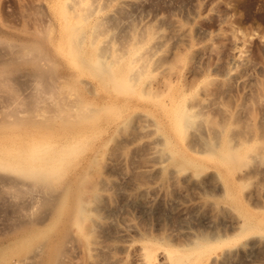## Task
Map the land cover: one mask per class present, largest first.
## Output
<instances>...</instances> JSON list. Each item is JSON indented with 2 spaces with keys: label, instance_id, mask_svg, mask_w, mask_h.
<instances>
[{
  "label": "rangeland",
  "instance_id": "rangeland-1",
  "mask_svg": "<svg viewBox=\"0 0 264 264\" xmlns=\"http://www.w3.org/2000/svg\"><path fill=\"white\" fill-rule=\"evenodd\" d=\"M22 47L47 65L0 81V264H164L214 235L187 264H264V0H0V68Z\"/></svg>",
  "mask_w": 264,
  "mask_h": 264
},
{
  "label": "bare ground",
  "instance_id": "bare-ground-1",
  "mask_svg": "<svg viewBox=\"0 0 264 264\" xmlns=\"http://www.w3.org/2000/svg\"><path fill=\"white\" fill-rule=\"evenodd\" d=\"M82 22V21H81ZM73 26V25H72ZM71 26V27H72ZM78 26V25H77ZM71 27L69 28V30L68 31H70V29H71ZM78 29L76 28V25H75V27H73V29L70 31V42H71V44H72V48L69 50V53H70V55L72 54L74 57L76 56L77 58H78V56H79V58H82V57H80V53H81V48H80V45L81 44H83V43H81V41L82 40H84L83 39V37H82V40H81V36H78L77 35V33L76 32H78L77 31ZM69 34V33H68ZM84 35V34H83ZM69 38V37H68ZM93 39V38H92ZM92 42H93V40H91ZM82 46V45H81ZM99 48V47H98ZM31 49V48H30ZM29 52V49L28 48H25V47H22V49L19 51V57H14L15 59L14 60H12V59H10V60H8L7 62H8V66L7 67H4V68H0V81L2 82L1 83V85H2V87H4L5 88V90H7V91H9L10 92V90H13L14 89V86L15 85H13V84H10L9 83V80L10 79H12L11 78V76H12V72L15 70V69H17L15 66L17 65L18 66V61H20L21 59V62L22 63H25V64H31L32 66H33V68H35V73H36V75H38L37 76V78L39 77V79H42L43 77L42 76H40V75H42L43 73H44V71H45V68H46V66L45 65H47L45 62L47 61V60H45L47 57H46V55H44L43 54V56L41 55V54H38V55H36V56H32L31 58H27L26 57V54H28V52ZM102 51V50H101ZM65 54V53H64ZM147 54V53H146ZM69 55V56H70ZM134 58H132V60H131V62H132V64L131 65H129L130 66V68L129 67H127V69H125L124 70V72H129V74H130V77H133V78H137V77H139V74H140V72L142 71V73H144V70L143 69H146L145 68V63H146V65H147V62H148V60L147 59H145L144 58V56L145 57H147L146 55H142L141 53H139V52H137V50L134 52ZM15 56V55H14ZM72 57V56H71ZM102 57V56H101ZM74 59V58H73ZM144 59L145 60H147V61H144ZM84 60V59H83ZM86 60V59H85ZM45 61V62H44ZM101 61V59H100V57H98L97 56V58H94V59H92L91 60V62L94 64V66H95V63H97L98 62V64H99V62ZM112 61V60H111ZM117 61V60H116ZM115 61V62H116ZM45 64H44V63ZM81 62H83V61H81ZM87 62V61H86ZM85 63V62H84ZM112 62H110V63H107V64H103V65H101L100 67H102V70L104 71V76H105V78L104 77H102V78H104V79H109L112 83H115L116 82V84H118V76L116 75V72L111 68L112 67V65L113 64H111ZM2 64H4V63H1V65ZM89 64V63H88ZM83 65H85V64H83ZM3 66V65H2ZM87 66V65H86ZM93 66V67H94ZM15 67V68H14ZM96 67V66H95ZM101 70V71H102ZM17 71V70H16ZM47 71V70H46ZM15 72V71H14ZM17 73V72H16ZM35 73H33L34 74V76H36L35 75ZM141 73V74H142ZM45 74V73H44ZM43 74V75H44ZM98 75L100 76V75H102L103 76V74L101 73V74H99L98 73ZM52 76V75H51ZM50 76V77H51ZM41 77V78H40ZM50 77H49V80L47 79V81H49V83L48 84H46L45 82H43L42 83V85H44V84H46V87L48 88V89H53V85H54V87H55V84H53V76H52V83H51V80H50ZM100 78H101V76H100ZM14 80V79H13ZM13 80H11V81H13ZM16 80V79H15ZM15 82V81H14ZM104 82V81H103ZM53 84V85H52ZM148 84V83H147ZM11 85H13V87L11 86ZM43 88L45 87V85L44 86H42ZM3 88V89H4ZM43 88H41L42 90H43ZM16 90V89H15ZM41 90V91H42ZM45 90H46V88H45ZM44 91V90H43ZM13 93V92H12ZM13 95V94H12ZM16 94H14L13 95V97L15 96ZM16 98V97H15ZM17 98H19V96H17ZM20 99V98H19ZM14 100H16V99H14ZM18 101V103H19V100H17ZM16 101V102H17ZM21 102V101H20ZM15 107H17V106H15ZM16 110V109H15ZM18 110V109H17ZM16 110V111H17ZM12 112V111H11ZM13 113H15V112H13ZM196 117H198L197 116V113L196 112H189L188 110H185V111H182L180 114H179V117H178V121H179V123L180 124H182V125H184V127H192L193 125H194V122L196 121L195 119H196ZM155 148V147H154ZM225 152V151H224ZM238 151L237 150H233V148L231 149L230 148V150H228L227 152H225L222 156H220V157H222V158H224V160H226V161H224V162H227V160L230 158V157H232L233 155V157L235 158V160H238V158L236 159V157H238ZM230 154V155H229ZM228 157V158H227ZM223 161V160H222ZM240 161H241V159H240ZM243 162V161H242ZM245 163V162H244ZM1 165V167L3 166L4 168H6V167H8V165L6 164V163H1L0 164ZM17 172L18 173H20V174H25V175H29V176H32L33 177V179H31V180H33V181H31L30 183H27L29 186L30 185H37V184H41V183H45V182H47L48 180H50L49 178H48V176H47V174L45 175V172L43 171V172H32L31 171V169H30V167H28L27 165H25V164H21V165H19L18 166V168H17ZM254 174V173H253ZM3 180V179H2ZM4 181V180H3ZM16 184H20V182H18V183H16ZM26 183H24L23 185H27ZM42 185V184H41ZM19 186H22V185H19ZM31 186V187H32ZM38 187V186H37ZM49 201V200H48ZM50 203V202H49ZM259 204V203H258ZM81 210H80V212L82 213V209H83V207H81L80 208ZM83 210H85V209H83ZM80 219H81V217H79ZM243 226V225H242ZM122 231H124V230H122ZM204 235V234H203ZM215 236V235H214ZM214 236L212 237H210V238H207V236L206 237H202V238H196V239H194V238H192L191 237V240H190V242L189 241H187V242H189V243H187V245H188V247H186V248H183L182 249V251L180 252V253H178V251H177V249H172V248H167V249H165L164 251H162V255L160 254L159 256H162V258L163 259H166V261H165V263L164 264H187L190 260H192L194 257H202V255H206L208 252H211V250H212V248H214V247H216V245H219V243L221 244V242L222 241H224V240H222L221 238H214ZM125 247V246H124ZM127 247V246H126ZM125 247V248H126ZM141 247V246H140ZM140 249V252H139V255H138V261H136V262H138V264H159V261H157L158 259V255L156 256L155 255V252H154V250H153V248L150 246V245H148V244H146V245H143L141 248H139Z\"/></svg>",
  "mask_w": 264,
  "mask_h": 264
}]
</instances>
